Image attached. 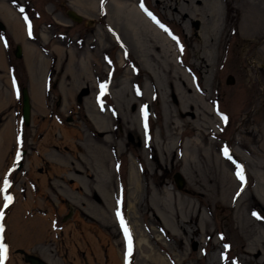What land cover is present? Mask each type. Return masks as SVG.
Wrapping results in <instances>:
<instances>
[{
	"label": "rangeland",
	"instance_id": "rangeland-1",
	"mask_svg": "<svg viewBox=\"0 0 264 264\" xmlns=\"http://www.w3.org/2000/svg\"><path fill=\"white\" fill-rule=\"evenodd\" d=\"M0 1L33 19L32 39L44 51H34L44 61L33 67L25 40H14L26 48L25 57L11 59L20 70L25 65L27 76L18 79L17 95L10 78L0 77V189L6 177L10 182L7 193L0 191L7 264H30L21 252L45 264H121V255L125 264V225L128 264H264V0H218L224 27L214 40L212 75L202 77L191 49L198 20L191 22L190 38L159 0L135 1L162 24L156 25L175 59L156 49L151 32L141 30L139 45L114 0ZM224 3L233 5L226 15ZM67 9L83 20L68 18ZM249 12L260 22L256 37L242 35ZM0 20L9 29L15 22L3 9ZM165 60L174 61L194 92L205 89L215 126L173 123L180 100L174 86H181L182 74H168ZM22 87L31 104L27 126ZM76 131L81 136L74 146L66 145L65 134ZM50 133L56 147L46 149ZM196 137L197 147L191 143ZM239 163L249 175L246 187ZM176 173L183 178L180 189ZM3 193L13 197L4 208ZM14 218L19 227L37 221L42 234L29 241L11 229Z\"/></svg>",
	"mask_w": 264,
	"mask_h": 264
},
{
	"label": "bare ground",
	"instance_id": "bare-ground-1",
	"mask_svg": "<svg viewBox=\"0 0 264 264\" xmlns=\"http://www.w3.org/2000/svg\"><path fill=\"white\" fill-rule=\"evenodd\" d=\"M158 2L162 5V8L164 10L168 11L169 14L172 15L173 18H175L177 21L184 23L187 32L189 34H191L190 38H191V36L194 35L192 33L193 28H192L191 22L194 20H198L199 33L194 35L193 40L196 41V45L192 46L191 49H192V52H193L194 57H195V62H196L197 68L200 71V72L198 71V73H200V76L202 77L203 72H205V73L212 72L210 70L212 67V62H211L212 49H213V46H215L214 40H215V37L217 34L220 35V32H221L222 28L224 27L223 24L219 26V20L221 17L220 16L221 10H220V6H219V1L218 0H159ZM229 2H231V1L229 0ZM114 5L116 7V11H117L118 16H121L124 19L127 28L135 36L134 38L139 45L141 43V41H140V35L142 33L141 30L146 31V32H151V34L156 39V41L159 42V45L156 46V49L158 51L163 52L164 54H167L168 52H170L172 58L175 56V51L172 48V44L169 40V37H167L166 34L158 27V26H160L161 28H164L162 26V24L157 19L153 18L152 15H149L146 12L150 16V18H152V20L154 19L153 20L155 22L154 23L144 13V11L141 10L139 5L136 4L135 0H114ZM224 5H225L224 15H226L228 7L230 9L231 8L233 9V5L226 4V3H224ZM0 9H3L4 14L10 15L11 18L13 17L15 22L11 23L10 28H11L14 36L16 37V39L21 38L22 36L20 35V32H21L20 25H19V22L15 19L16 16H15V13L12 11V8L8 5H4V3L2 1H0ZM13 14H14V16H13ZM246 19H245L246 24L242 28V30H243L242 35L243 36L245 35V36H255L256 37L257 26L259 25L260 22H258V20H256L253 17L252 12L248 13V16L246 17ZM196 23H197V21H196ZM24 31H25V28H24ZM218 38L220 39V37H218ZM245 39H248V38H245ZM93 41H96V39H94ZM25 46L28 50V56H29L30 64L32 63L31 66H33V67H37L38 65L42 66V61H44V59L42 60L41 55H40V57H38L39 56L38 54H37L38 56L35 55L36 61L33 63V60L35 59V56H33L34 49H35L34 46L32 44H30L29 42H26L24 44V47ZM39 58H40V60L38 62ZM174 59H175V57H174ZM173 60H172V62L165 60V62H168L167 63L168 67H170V69L167 70L166 72L168 74L171 72L182 74V76H180L181 77V86H178V85L174 86V89H176L178 94H179L180 100H179V104L177 107L179 114L176 117L175 122H173V123L176 125H180L181 123H184V124H187L189 126L208 130L211 126H215V122H216L213 118L210 117L211 116V113H210L211 109H210V106L208 103L209 96L207 94H205V89L203 91V90L198 88L199 92L198 93L194 92L191 89V87L189 86V84L186 82L185 74L183 72H180L181 71L180 68L174 63ZM0 62H1V58H0ZM149 70L152 71L151 67H149ZM149 75H151V74H149ZM177 79H180V78L177 77ZM21 100H22V95H21ZM93 123H95L94 125L98 126V124L96 122L93 121ZM54 129H57V128H54ZM78 132L76 131V132H72L70 134H65L67 136L64 137L63 139H66V140H64V142H66V145L68 144V145L74 146L77 137L81 136V133L79 134ZM3 133H5V134H3V137H5L4 139L10 138L11 134L8 132L7 129H5ZM60 134H61V132H60ZM52 136H54V133H53V135H51V133L48 134L47 139H44L45 141H47V143L45 145L46 149H48L49 146H50V148L56 147V145H54V147H53V145L49 144L50 143L49 141L52 139ZM263 139H264V136H263ZM191 143H192V145H195L197 147L200 144L198 142V137L194 138ZM261 147L264 148V142L263 141H261ZM41 148H43V147H41ZM37 151L40 153V150H37ZM43 151H45V150L42 149L41 153ZM1 153H2V151H1ZM189 155H190V153H189V151L186 150V147H185L184 151H183V157L187 158ZM224 157H222V158L225 159L226 161H228V159H226ZM231 160L234 161V159H231ZM242 163H239V166H240V171H242V173H243L244 179L241 180L239 178V176H238V179L246 187L247 185H249V182H248L249 181V179H248L249 175L246 172L245 164H242ZM228 164L231 165V163L229 161H228ZM235 164L233 163V165H231V166H233L234 169H235ZM35 166H36V164H35ZM129 176L130 177L135 176L131 170L129 171ZM227 180L229 181L228 184H230L231 179L228 177ZM191 193L197 194V191H191ZM230 197H232L234 200V199H236L237 194H233V195L231 194ZM1 203H0V205H1ZM36 223H37V221L34 223H31V224L22 225L21 227H19L16 224V219L14 218L11 221L10 227H11V229L20 230L22 232H25V235H26L25 238L30 237V238H28L29 241H30V239L37 240L39 238V236L42 234V226H39ZM7 230H8L7 227L5 228V226H4L2 236H3V242H5V243H6L5 233H7ZM258 253H259V251L255 252V254H258ZM9 256H10V248L7 246V258L5 260L6 264L9 261ZM122 259H123V255H121V262H120L121 264H122Z\"/></svg>",
	"mask_w": 264,
	"mask_h": 264
},
{
	"label": "flooded vegetation",
	"instance_id": "flooded-vegetation-1",
	"mask_svg": "<svg viewBox=\"0 0 264 264\" xmlns=\"http://www.w3.org/2000/svg\"><path fill=\"white\" fill-rule=\"evenodd\" d=\"M16 15L18 17H16V20L19 22V25H21L20 22L23 24V33L20 32V35L22 36L20 38L21 41L24 39L25 42H29L34 46V51L36 50L37 53L42 54L44 52L43 47L37 44L36 40L32 39L35 36V25L33 23V19L30 18L31 34H29V32H26V29L24 31V28L26 27L25 19H23V17H19L18 14ZM14 40H16V37L14 36L11 28H7V26L0 20V58L4 65L3 67H0V77L7 76L12 82L18 83L19 78H23L24 75L27 76V68L23 64V68L20 70L17 64L11 59L12 57H15L16 59L22 60L25 57V49L22 46L23 44L21 45L19 42L14 43ZM4 67L6 68V73H4Z\"/></svg>",
	"mask_w": 264,
	"mask_h": 264
},
{
	"label": "water",
	"instance_id": "water-1",
	"mask_svg": "<svg viewBox=\"0 0 264 264\" xmlns=\"http://www.w3.org/2000/svg\"><path fill=\"white\" fill-rule=\"evenodd\" d=\"M66 15L68 16V18L72 19L73 21L80 23L83 20V16L80 15L79 13H77L75 10L73 9H67L66 10ZM234 82V78L232 75H229L227 78V83H233ZM21 95H22V106H21V116H22V120H23V124L25 126H27L30 123V114H31V104H30V97H29V93L26 87H23L21 89ZM148 109V106H147ZM68 120H70L71 118H67ZM22 164H18L19 168ZM174 181L176 183V186L180 189L183 186V178L179 173L174 174ZM72 213V208H70V215ZM68 216H65L63 219H66ZM24 255V258L27 262H29L30 264H45V261H43L41 258L37 257L36 255L33 254H28L25 252H21Z\"/></svg>",
	"mask_w": 264,
	"mask_h": 264
},
{
	"label": "snow or ice",
	"instance_id": "snow-or-ice-1",
	"mask_svg": "<svg viewBox=\"0 0 264 264\" xmlns=\"http://www.w3.org/2000/svg\"><path fill=\"white\" fill-rule=\"evenodd\" d=\"M14 2H15V0H14ZM19 11H20L22 14H24L25 9H24L23 7H20V8H19ZM149 15H151V13H149ZM24 19H25L26 22H28V17H27L26 15H24ZM28 27H29V34H31V24H30V22H28ZM106 86H107L106 84H102V85H101V90H102V91H101V95H103V90L106 89ZM224 119L226 120L227 117H224ZM224 154H225L226 156H228V150H227V148L224 149ZM18 155H19V153H18ZM229 159H231L230 156H229ZM237 175L239 176V178H240L241 180L244 179V176H243L242 171H239V172L237 173ZM9 187H10V182H9V180H8L7 177H6L5 180H4V186H3L2 189H0V191H3V192H5V193H7V190H8ZM12 200H13V197H12L11 195H5V201H6V203H5V207H7L8 204H10V203L12 202ZM117 215L120 216V213L118 212ZM2 218H3V212L0 211V219H2ZM121 223H122V225L124 224V221H123L122 216H121ZM2 232H3V225L0 224V233H2ZM125 232H126V233L128 232V229H127L126 225H125ZM130 251H131V240H130V238H129V252H130ZM6 258H7V245H6L5 243H3L2 236H0V264H3V261H4Z\"/></svg>",
	"mask_w": 264,
	"mask_h": 264
},
{
	"label": "trees",
	"instance_id": "trees-1",
	"mask_svg": "<svg viewBox=\"0 0 264 264\" xmlns=\"http://www.w3.org/2000/svg\"><path fill=\"white\" fill-rule=\"evenodd\" d=\"M125 227V226H124ZM124 231H125V228H124ZM129 235V234H128Z\"/></svg>",
	"mask_w": 264,
	"mask_h": 264
}]
</instances>
